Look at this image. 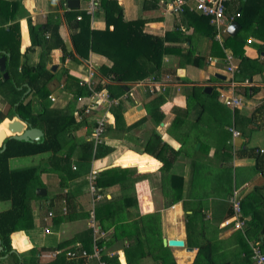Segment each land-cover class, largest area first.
<instances>
[{
  "label": "crops",
  "instance_id": "obj_1",
  "mask_svg": "<svg viewBox=\"0 0 264 264\" xmlns=\"http://www.w3.org/2000/svg\"><path fill=\"white\" fill-rule=\"evenodd\" d=\"M0 1L16 3L13 18L9 20H4L8 8L6 11L0 8V28L4 29L5 35L8 36L7 40L4 36L0 37V46L3 47L6 42L11 44L14 34H11L9 28L19 25L20 47L18 56L14 54L12 63L16 79H19L18 74L23 63L31 67L43 64L53 74L48 89L49 96L54 98V101L50 102L55 103L59 110H65L72 102L73 114L78 105L72 92L67 90V79L85 81L88 79V69L91 66L97 69L101 65H111L110 61L102 56L90 53L87 59H82L75 53L72 42L74 33L72 15L85 13L87 0ZM70 1L77 2L76 7H70ZM166 1H160L152 9L143 10L144 0H117L124 9L126 21L143 19L144 33L162 39L164 46L171 51L163 58L162 68L155 76L138 81L147 84L159 83L163 85V89L158 88L154 94H149L147 88L135 89L132 91V97L126 102H121V109L117 112L120 113L121 122L125 126H130L149 117L150 113L158 109L156 118L158 116L162 118L160 123L155 125L150 119L129 133L109 132V129L115 127L113 106L108 109L109 119L101 144L104 146L101 149L104 154L90 162L81 160L79 147L90 141L95 118L102 116L106 111L104 104L105 106L101 105L92 111L81 123L74 120L69 130L60 136L61 155H69V165L60 168L59 173L53 171L51 153L8 160L10 171L30 168L40 171L26 188L25 209L29 217L26 219L25 229L10 236L12 253L24 255L26 263L34 264L35 260L36 264H99L104 263L102 259L104 257L113 259L112 264H127V259L136 264L135 255L128 254L127 258L126 254V250L133 243L132 240H120L105 248L100 252V261L97 259L69 261L65 255L72 248L81 247V243L76 240L80 236L83 238V233L89 229L93 230L94 240L97 238L101 241L107 235L95 233V229L98 230L94 214L97 203L105 201L107 203L113 198L132 195L128 183L124 191L115 184L106 188L102 195H98L100 198L95 200L88 188L90 175L94 172L96 176L116 167L122 169L135 167L141 177L133 188L135 204L131 207L126 202L125 212L117 213L118 220L125 217L127 223L138 222L141 229L142 219L153 216L151 230L160 231L162 240H182L185 244L182 248L168 247L175 264H193L198 253V245L203 240L213 245L211 249L213 264H255L250 253L251 244L258 241L254 239V234L257 232L258 238L264 241V230L259 231L261 227L264 229V177L257 170L255 158L234 157L233 139L229 129L234 127L240 134V137L234 140L235 150L243 148L254 150L256 153L260 150L264 152V117L258 121L260 125L258 130L249 131L247 122L254 110L264 102V69H261L258 75L242 82H235L236 69L233 75L227 70L226 56H232L231 51L224 49L223 53L220 52L225 34L221 35L220 42L217 41L210 35V24L205 18L190 10L184 15H171L165 10ZM245 1L247 0H228L226 16L230 18L240 13ZM256 7L257 4L252 2L247 9L252 11ZM30 25L33 27L34 39L38 28L48 25L51 31L57 28L58 40L47 31L40 34V45H31ZM90 29L94 31L105 29V20L99 9L94 13L93 19H90ZM242 33L246 35L243 36ZM236 34L242 38L244 55L248 59L257 60L260 64L264 63V51L258 49L260 42L252 39L249 32L241 31V27ZM45 41L48 42L47 45ZM60 42L66 52L59 46ZM68 53L73 57L65 56ZM4 54L7 55L6 73L9 78L7 66L10 53L0 49V57ZM232 57V65L237 68L240 60ZM0 74V130L9 135L7 123L16 120L17 114L15 107L12 106V101L16 97L12 92V86L21 93V100L31 99L36 111L39 106L37 100L31 97L32 91L27 83L21 84L18 80L21 85L17 87L11 80L12 85L3 84L2 80L8 78L4 79L3 74L1 72ZM216 75L224 77V80L218 79ZM150 79H153L152 82ZM231 80L235 82L233 95L241 100V106L236 109L226 107L220 99L221 93L229 92L228 85ZM134 83L137 82L126 85L130 89ZM186 86L204 90L209 87L211 91L209 94L204 91L206 96L201 97L202 111L199 106H195L183 123L184 119L175 112V109L186 107L184 90ZM252 88L255 89L254 93L250 97L246 96L247 90L248 94H251ZM223 107L228 113L224 112ZM68 110L70 112V109ZM199 116V124L193 125ZM231 117L232 124H227L226 118L227 121L228 119L231 121ZM174 122L177 124H173ZM194 127L202 136L204 145L201 147V144L197 143L195 146L196 152L202 148L201 153L189 157L183 154L176 156L168 170H163L159 160L143 152L146 141L154 129L164 143L177 151L180 148L181 134L189 133ZM222 136L225 137L227 145L223 151L221 147L224 140L220 139ZM112 155L115 157L111 158ZM142 183L145 184L147 195L141 199L137 186ZM38 189H43L45 194L38 195ZM233 193H237L241 201L246 197L250 198L246 209L248 215L243 216L244 226L241 231L233 229V212L228 201ZM10 207V200L0 199V213ZM194 212L197 214H193ZM104 213L105 210L101 211L100 216L103 217ZM253 215L258 223L249 228L251 238H246V222H249ZM104 222L108 224L109 221ZM66 241L71 243L59 249L58 246ZM0 264H12L9 255L1 256L0 253ZM139 264H154V261L143 258Z\"/></svg>",
  "mask_w": 264,
  "mask_h": 264
},
{
  "label": "trees",
  "instance_id": "obj_2",
  "mask_svg": "<svg viewBox=\"0 0 264 264\" xmlns=\"http://www.w3.org/2000/svg\"><path fill=\"white\" fill-rule=\"evenodd\" d=\"M160 1L166 0H144L142 8L143 10L152 9L156 7ZM252 2L256 3L257 7L251 11L247 9V6ZM0 8L5 11L8 8L5 12L4 20H9L13 18V14L16 10V3L8 4L0 1ZM99 10L103 14L105 20V29L102 31L90 29V18L85 13H75L72 15L74 20L72 42L78 57L87 59L88 55L93 53L110 61V66L101 65L96 69L97 81L95 88L98 91L106 90L109 97L114 99L120 97L129 89L128 85H126L127 83L138 82L155 76L162 68L163 58L169 55L171 51L164 46V41L162 39L144 33L145 21L143 19L139 18L134 21H126L124 9L118 4L117 0H100ZM187 12L188 11L184 14H187ZM80 15L82 16L81 20L76 21L77 16ZM200 17L205 18L202 16ZM66 18L69 19V16L66 15ZM205 19L208 21L207 18ZM236 21L239 23L241 31L249 32L252 39L254 38L260 42L258 49L264 51V0H247L243 2V6L240 9V17L237 18ZM110 28H112V30H110ZM210 28V35L214 37L215 29L211 25ZM29 30L31 45H40V34L47 33V31L51 33V36H53L55 40H58L57 28L51 31L48 25L43 28L39 27L38 31L35 33V39L32 35L33 27L31 25L29 26ZM9 31L11 34H14L13 40L11 44L6 42L3 47L0 46V49L10 53L7 66L10 77L7 80H2V83H9L12 85L11 80H13L17 87L23 82L27 83L32 91L31 97L37 100L39 106L38 110L36 111L34 109L31 99L21 100V93L18 92L14 86H12V92L16 97L12 101V106L15 107L17 115L23 122L27 123L31 128L40 129L44 133V141L39 144L10 139L4 152L0 153V199L11 201V207L7 211L0 213V241L3 249L1 256L9 255L12 264H28L25 261L24 255L12 253L10 236L14 232L25 229V222L29 217V213L26 212L25 209L27 198L26 188L27 185L38 176L40 171L36 168L10 171L8 169V160L21 156L51 153V164L54 172L59 173L60 168L68 166L69 155H61L62 145L60 144L59 138L74 124L71 112L74 105L70 102L65 110H59L51 104L48 86L53 80V74L47 70L43 64L31 67L23 63L20 73L18 74L19 79H16V74L12 71V63L20 47L19 25L12 26L9 28ZM5 34L6 32H4V29L0 28V37L4 36L5 40H7L8 36ZM47 44L48 42L45 41V45ZM58 44L62 50L66 52L64 45L61 42ZM243 45L242 38L239 34L235 36L225 34V39L220 50L222 53L224 49L230 50L232 56L240 60L234 75L235 82H242L252 76L258 75L261 69H264V63L260 64L257 60L248 59L244 55ZM65 56L73 57L71 53L65 54ZM108 77H111L113 82L116 83H103L102 78ZM18 80H20L21 84L18 83ZM212 80H214V78ZM67 90L72 92L75 99L79 96H86L89 93L87 88L81 87L78 80L73 78L67 79ZM184 90L186 95V107L184 109H175V112L184 119L183 123L186 122L188 113L195 106H199L200 111H202L201 97L206 96L204 89L186 86ZM254 91L255 89L252 88L251 94H248L247 90L246 96L250 97ZM68 109H70V112ZM120 109L121 103L114 107L115 127L114 129H109V132L117 134L121 132L129 133L150 119L154 121L155 125H158L162 119L160 116L156 118V114L159 112L157 109L150 113L148 115L149 117L130 126H125L124 123L121 122L120 113L117 112ZM262 117H264V102L261 103L259 107L254 110L251 117L248 118L249 131L258 130L260 128L258 121ZM199 118L200 116L196 118L193 125L197 126V124H199ZM173 124L176 125L177 122ZM201 138L202 136L196 132V127H194L189 133L181 134V137H179L180 148L175 151L161 140V137L154 129L149 139L146 141L143 152L159 160L162 163L163 170H168L173 158L176 156L183 154L189 157L190 155L195 154L196 156L200 154L202 150L201 147L204 145ZM216 138L218 139V136ZM220 139L224 140V144L221 147L223 151L227 148V145H225V137L222 136ZM197 143L201 144L198 152L195 151ZM103 147L104 146L98 145L94 149L92 141H86L79 147V159L88 162L93 158L97 159L104 154L101 150ZM233 152L236 158H255L257 170L264 177V152L259 154L254 150H245L243 148L236 149ZM140 178L136 169H122L119 167L105 170L95 176L94 188L96 190V196L102 195L106 188L115 184L119 185L120 189L124 191L126 190L127 183L132 190V195L113 198L111 201H107V203L106 201L101 204L97 203L94 208V214L97 221L98 233L107 235L101 241L100 239L97 240V238L94 241L93 230L89 229L83 233V238H81V236L77 238L76 241L81 243L79 249L87 251L90 254L92 253L93 246L101 252L120 240H132L131 242L133 243L130 245L131 247L126 250V254L127 258L128 254L135 255L134 262L136 264H139L143 258L152 259L154 264H175L172 255L169 253V248L163 247L162 245L160 231L151 230L154 223L152 220L153 216H147L145 220L142 219L141 229L138 222L127 223L125 217H123V220H118L116 218L117 213L120 211L123 213L125 212L124 206L126 202L131 207L135 204L133 188L134 184L138 182ZM179 182H181V179H179ZM137 187L139 197L141 199L144 198L147 195L145 184H139ZM96 198L97 197L94 199L96 200ZM249 199V197H246L241 201L242 214L245 217L248 215L246 209ZM103 210H105V213L102 217L100 216V212ZM193 214L196 215L197 213L194 212ZM104 220H108V224H106ZM256 223L258 222L255 215L252 216L249 222H246V238H251V235H249V228ZM263 230V227H261L259 231ZM257 234V232L254 234V239L258 240L256 242L260 243L259 246L264 252V241H261ZM70 243V241H66L61 243L58 247L60 249ZM212 247V244L203 240L202 243L198 245V253L193 264H213L211 259ZM74 248L76 249L77 247ZM74 248H72L71 251L74 250ZM32 254H34V252H32ZM102 259L105 264L113 263V259L104 257ZM34 264H36L35 260ZM127 264L134 263L127 259Z\"/></svg>",
  "mask_w": 264,
  "mask_h": 264
},
{
  "label": "built area",
  "instance_id": "obj_3",
  "mask_svg": "<svg viewBox=\"0 0 264 264\" xmlns=\"http://www.w3.org/2000/svg\"><path fill=\"white\" fill-rule=\"evenodd\" d=\"M228 0H167L165 3V10L167 13L180 16L186 11H193L198 15L208 19L209 24L215 29V39L221 41V35L226 34V29L228 26L236 21L240 17V13H236L234 16L228 18L226 16V4ZM100 0H87V6L85 9V14L93 19L94 13L99 9ZM81 16L77 17V21L81 20ZM250 43V41H248ZM226 61L228 64V72L233 75L235 67L232 65L233 57L231 55L226 56ZM97 76V71L92 66L88 69V79L85 81L79 82L81 87H85L88 90V95L76 97L75 103L78 105V108L73 111V118L76 122L81 123L85 118L91 115L92 111L97 110L101 105L106 104V111L100 117L95 118V121L92 125L90 141H92L94 149L103 143V138L106 132V127L108 124L109 114L108 109L119 105V103L126 102L128 98L132 97V91L139 88H147L149 94H154L158 88L163 89V85L159 83L152 82L153 79H150L152 83L147 84L145 82H137L131 85V88L126 90L120 97L111 99L106 90L98 91L95 86L96 83L94 79ZM102 82L106 84H113V79L111 77L102 78ZM247 82V81H246ZM247 84V83H246ZM235 87V82L231 80L228 85L229 92L227 94L221 93L222 103L231 109H236L241 106V100L233 95V89ZM231 89V90H230ZM50 101H54V98L49 96ZM105 106V105H104ZM230 133L233 139L232 148L235 150L234 140L240 137L239 132L231 127ZM259 153H263V150H260ZM95 173L93 172L89 177V191L90 193L99 199V196H96V190L94 188ZM229 204L233 212V229L241 231L244 226V217L242 214L241 208V198L237 193H233L229 197ZM94 229V227H93ZM95 233H98V230L95 229ZM95 241V240H94ZM260 243L256 242L251 244V253L252 260L255 264H264V252L260 248ZM69 260L75 259H97L100 261L101 253L100 251L93 246L92 253L87 251L76 250L68 251L65 254ZM104 264V263H99Z\"/></svg>",
  "mask_w": 264,
  "mask_h": 264
},
{
  "label": "water",
  "instance_id": "obj_4",
  "mask_svg": "<svg viewBox=\"0 0 264 264\" xmlns=\"http://www.w3.org/2000/svg\"><path fill=\"white\" fill-rule=\"evenodd\" d=\"M75 4L77 2L70 1V7H76ZM240 25L237 22L231 23L228 28L226 29V33L230 36H234L235 33L239 30ZM6 57L7 55L4 54L3 57H0V72L3 74V78L7 79L8 74L6 73ZM216 77L220 80H224V77L220 75H216ZM205 93L209 94L211 89L209 87L205 88ZM16 120L7 123V131L9 133L5 134L4 130H0V152H3L6 149V144L8 143L9 139H13L20 142H31V143H42L44 141V134L40 129L31 128L27 123L23 122L20 117L16 114ZM27 128V129H26ZM199 148L197 145L196 149ZM38 195H44L45 191L43 189L37 190ZM26 243V241H24ZM163 246L166 247H176L182 248L184 247V242L182 240H162ZM191 251L192 249H187ZM2 252L1 242H0V253Z\"/></svg>",
  "mask_w": 264,
  "mask_h": 264
},
{
  "label": "rangeland",
  "instance_id": "obj_5",
  "mask_svg": "<svg viewBox=\"0 0 264 264\" xmlns=\"http://www.w3.org/2000/svg\"><path fill=\"white\" fill-rule=\"evenodd\" d=\"M242 35L245 36L246 33H242ZM220 99H222L221 96H220ZM51 104H52L53 106L56 107V105H54L55 103H52V102H51ZM217 104H218V103H217ZM219 105H220V104H219ZM222 109L225 110V111H224L225 113H228V110H227L226 108L223 107ZM223 120H225V119H223ZM225 122H226L227 124H228V123H231V124H232V117H231V121H230V119H228V121H227V118H226V121H225ZM154 124H155V123H154ZM119 137H120V136H119ZM114 157H115L114 155L111 156V158H114ZM134 169L137 170V168H135V167H134ZM88 188H89V183H88ZM251 255H252V254H251ZM251 259H252V256H251ZM252 261H253V260H252Z\"/></svg>",
  "mask_w": 264,
  "mask_h": 264
}]
</instances>
